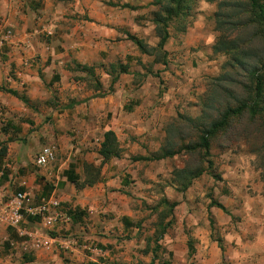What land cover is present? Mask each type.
Returning <instances> with one entry per match:
<instances>
[{
	"label": "crops",
	"instance_id": "obj_1",
	"mask_svg": "<svg viewBox=\"0 0 264 264\" xmlns=\"http://www.w3.org/2000/svg\"><path fill=\"white\" fill-rule=\"evenodd\" d=\"M151 1L0 0V35L10 32L0 45V205L24 192L20 227L54 238L48 248H25L28 238L0 220V264H264V197L242 201L243 228L230 230L224 198L191 196L193 180L179 189L169 160L176 155L133 159L158 151L179 114L195 113L206 73L203 38H187L194 28H169L165 63L129 38L158 42ZM108 130L121 151L103 161ZM44 146L55 160L38 167ZM85 163L100 170L91 184ZM158 174L172 179L159 184ZM155 187L163 197L144 195ZM50 196L66 217L53 230L26 212ZM251 210L252 229L244 224Z\"/></svg>",
	"mask_w": 264,
	"mask_h": 264
},
{
	"label": "trees",
	"instance_id": "obj_2",
	"mask_svg": "<svg viewBox=\"0 0 264 264\" xmlns=\"http://www.w3.org/2000/svg\"><path fill=\"white\" fill-rule=\"evenodd\" d=\"M190 1L192 0L151 1L155 7L151 11V21L158 37L156 45L150 46L144 40L128 35L141 53L153 55L155 63L166 62L163 47L170 37L169 28L175 21L176 32L184 33L188 29L191 21L185 18L189 15ZM217 6L215 29L219 31V35L213 44V51L223 52L228 58L222 66V73L212 78L208 85L202 102L203 114L196 121L192 118L187 120L196 131V140L176 148L170 132L167 131L165 143L158 151L149 157L136 156L133 159H161L183 152H199L203 159L209 155L214 136L224 130L232 119L240 118L245 113L249 114L250 119H260L264 129V0H219ZM83 68L92 71L87 66ZM118 68L120 72L127 71V65L119 64ZM115 80L116 77H113L110 90ZM214 103L218 105L213 106ZM210 110L214 115L208 112ZM170 131L174 134L176 128L173 127V132L172 128ZM120 151L115 133L111 130L105 131L99 149L103 161L119 157ZM2 154L1 148L0 156ZM205 162V168L180 167L173 170V180L178 183L179 189L185 190L195 177L205 171L212 173L213 163L210 160ZM84 168L87 174L85 183L91 184L99 178V167L85 163ZM66 175L69 181L79 185L77 176L68 172ZM176 203H169L170 213ZM210 204L217 205L228 213L221 203L211 200Z\"/></svg>",
	"mask_w": 264,
	"mask_h": 264
},
{
	"label": "rangeland",
	"instance_id": "obj_3",
	"mask_svg": "<svg viewBox=\"0 0 264 264\" xmlns=\"http://www.w3.org/2000/svg\"><path fill=\"white\" fill-rule=\"evenodd\" d=\"M219 0H192L190 4L189 15L185 18L191 21L190 26L184 32L194 28V32L187 34V38L198 37L203 38L202 43L199 44L202 49V59L205 64L204 73L200 84V92L196 98V110L193 113L184 112L179 114L167 131L170 132L175 147L178 148L181 144H188L196 140V131L191 124L188 123V118L196 121L198 117L203 114L202 102L205 99L208 85L212 78L219 76L222 71L223 64L227 61L228 56L223 52L215 53L213 51V44L216 41L219 31L215 29V13L218 10ZM175 21L171 23L175 32ZM171 30V32H173ZM173 35L175 36V33ZM193 44V40L192 43ZM208 68V69H207ZM208 70V71H207ZM218 105L214 103L213 106ZM214 115L212 110L208 111ZM173 127L176 128L174 134ZM165 143V141H164ZM172 168L176 165L180 167L195 168L197 166L205 168L207 166L206 160L213 163L212 173L208 171L203 172L200 176L195 177L194 187L191 189V196L196 198L207 199H222L224 198L226 207L232 212L231 219L228 220L230 230L240 231L243 228V219L241 211L237 210V206L241 207L242 201L249 199L250 204H256L257 198L264 197V129L261 127L260 119H250L248 113L243 114L240 118L232 119L230 124L222 131L218 132L212 142L209 155L201 157L199 152L194 153H180L174 158L169 159ZM173 169V170H174ZM173 170L171 171L173 175ZM159 184H164L170 177H162L157 175ZM154 194L152 190H143L148 195H154L156 198L163 197L162 189L155 187ZM236 210V211H235ZM225 214V213H224ZM225 216H227L225 214ZM252 217V210L250 215L245 214L247 221H244L249 228H254L253 221L256 218ZM229 218V216H227ZM220 229H217V235L220 236Z\"/></svg>",
	"mask_w": 264,
	"mask_h": 264
},
{
	"label": "built area",
	"instance_id": "obj_4",
	"mask_svg": "<svg viewBox=\"0 0 264 264\" xmlns=\"http://www.w3.org/2000/svg\"><path fill=\"white\" fill-rule=\"evenodd\" d=\"M9 34L10 32L7 31L5 34L0 35V45ZM54 160L55 151L53 147L44 146L35 156L34 163L38 167H44ZM26 201H28V198L24 192H16L8 203L3 206L0 205V220L5 221L9 226L17 228L20 236L28 238V244H24L25 248H48L54 242L52 236L47 234H44V236L32 235L23 231L20 227L25 220L21 210H23V204ZM26 212L29 215L39 216L49 230H53L59 220L66 219L65 214L61 210L59 200L51 196L43 197L37 205L26 208Z\"/></svg>",
	"mask_w": 264,
	"mask_h": 264
}]
</instances>
